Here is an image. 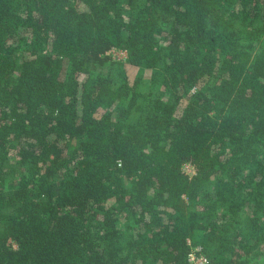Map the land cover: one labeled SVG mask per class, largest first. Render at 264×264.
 <instances>
[{"label": "trees", "instance_id": "1", "mask_svg": "<svg viewBox=\"0 0 264 264\" xmlns=\"http://www.w3.org/2000/svg\"><path fill=\"white\" fill-rule=\"evenodd\" d=\"M194 246L264 263V0H0V264Z\"/></svg>", "mask_w": 264, "mask_h": 264}, {"label": "rangeland", "instance_id": "2", "mask_svg": "<svg viewBox=\"0 0 264 264\" xmlns=\"http://www.w3.org/2000/svg\"><path fill=\"white\" fill-rule=\"evenodd\" d=\"M115 59L117 60H122L124 61L127 69L128 76L131 81H134L135 79L138 78V76H142V79L140 81V86L142 90H149L150 87V79H151V74L152 70L147 69V70H141L138 66L129 64L126 62L127 59V52L125 50H120V49H113L112 51L109 52ZM141 71V72H140ZM160 90H163V87L159 88ZM187 172L191 174H195V168L190 167L186 169ZM264 247H262V250ZM262 260L264 259V256H261ZM264 262V261H263ZM264 264V263H263Z\"/></svg>", "mask_w": 264, "mask_h": 264}, {"label": "built area", "instance_id": "3", "mask_svg": "<svg viewBox=\"0 0 264 264\" xmlns=\"http://www.w3.org/2000/svg\"><path fill=\"white\" fill-rule=\"evenodd\" d=\"M191 166L193 167V165H191L190 163H186L183 168L186 170L187 168H190ZM189 261L191 264H208V258L202 252V248L200 246L192 247L189 253Z\"/></svg>", "mask_w": 264, "mask_h": 264}]
</instances>
